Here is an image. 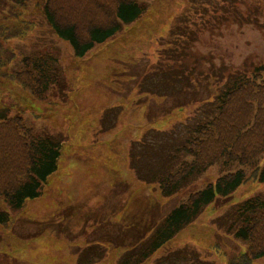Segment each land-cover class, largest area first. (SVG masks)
Segmentation results:
<instances>
[{"label":"rangeland","instance_id":"obj_1","mask_svg":"<svg viewBox=\"0 0 264 264\" xmlns=\"http://www.w3.org/2000/svg\"><path fill=\"white\" fill-rule=\"evenodd\" d=\"M42 2L28 0L22 12L31 28L26 39L8 44L17 53L10 70L49 50L64 82L40 100L0 81V108L60 142L61 156L41 197L0 226V264H121L190 193L225 174L262 169L264 153L245 167L220 161L169 198L154 180L176 166L175 149L209 114L194 103L216 91L218 79L206 75L264 68V0H138L146 7L142 17L83 58L53 34ZM180 65L187 88L177 89L163 69L173 73ZM259 193L264 182L240 185L144 264H227L247 253L246 243L226 233V213Z\"/></svg>","mask_w":264,"mask_h":264},{"label":"trees","instance_id":"obj_2","mask_svg":"<svg viewBox=\"0 0 264 264\" xmlns=\"http://www.w3.org/2000/svg\"><path fill=\"white\" fill-rule=\"evenodd\" d=\"M27 2L0 0V81L17 83L41 100L64 82L63 70L51 51L23 58V70H10L17 53L8 44L26 39L31 28V23L22 19ZM40 8L53 34L70 44L76 58L111 40L123 25L134 23L146 10L138 0H43ZM219 70L222 78L219 73L212 74V69V75L205 76L207 81L218 79L216 91L214 87L215 92L202 102L194 101L206 106L209 114L188 129L185 142L175 149L176 166L154 179L163 197L174 196L220 161L226 166L237 163L245 167L264 153V68L252 72L226 67ZM163 74L174 78L171 80L177 89L187 88L181 65L173 73L170 67L164 68ZM60 156V142L36 134L22 118L11 117L8 109L0 108V198L7 206L0 208V226L11 223L10 212L18 213L27 201L41 197L49 177L58 169ZM253 180L264 182V166L248 175L242 170L225 174L215 185L190 193L151 230L139 244L141 249L136 246L127 251L121 264H143L207 207L227 200L240 185ZM225 230L247 244V253L229 256L227 264H252L264 257V193L227 211ZM134 249L137 252L130 253Z\"/></svg>","mask_w":264,"mask_h":264}]
</instances>
